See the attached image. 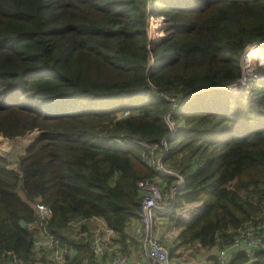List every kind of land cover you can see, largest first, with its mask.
Returning a JSON list of instances; mask_svg holds the SVG:
<instances>
[{
    "label": "trees",
    "instance_id": "trees-1",
    "mask_svg": "<svg viewBox=\"0 0 264 264\" xmlns=\"http://www.w3.org/2000/svg\"><path fill=\"white\" fill-rule=\"evenodd\" d=\"M262 40L264 0H0V136L39 132L17 171L0 155V264L38 263L29 229L37 199L51 210L44 230L64 264H97L90 219L124 245L139 219L138 182L158 180L166 194L176 184L152 157L171 133V99L189 93L162 147L183 184L157 216L180 231L169 245L165 232L159 239L171 254L224 246L249 221L264 226V78L247 77L249 95L197 92L237 82L244 48ZM194 202L180 220L177 210ZM77 220L82 235L65 236ZM259 255L249 263L239 252L229 264H264Z\"/></svg>",
    "mask_w": 264,
    "mask_h": 264
},
{
    "label": "built area",
    "instance_id": "built-area-1",
    "mask_svg": "<svg viewBox=\"0 0 264 264\" xmlns=\"http://www.w3.org/2000/svg\"><path fill=\"white\" fill-rule=\"evenodd\" d=\"M243 82L244 78L242 71V77L237 82L228 86H211V89H223L236 96L237 91L241 86H245V84L243 85ZM191 94H187L185 100ZM171 102H173L172 105L174 107L166 115V121L168 122L171 131L168 138L176 131L174 122L171 118L172 112L185 103V101L183 103L175 102L174 99H171ZM128 113V111H124L122 112V115L124 114L123 116H125ZM137 143L146 148L151 147L148 143L143 141ZM160 146H164L165 148L166 140H162ZM153 147L159 146L158 144L152 145L151 149ZM154 149L156 148H153V150ZM162 157L163 153L160 156L156 154L152 157V163H154L153 165H155L156 170L160 175H166L168 168L162 164ZM174 176L181 180L180 176H176L175 174ZM138 186L144 192V196L139 210V224L134 230V237L138 240L142 251V258L137 264H173L170 259L168 247L158 237L156 227L160 226L161 220L158 221L157 216L159 213H164L170 209L173 203L174 192L181 186V183L180 185L175 184L169 194L162 191L158 180H142L138 182ZM30 205L34 213L37 215L36 222L29 225V229L33 230L35 233L33 239V251L38 260L37 264H64L65 251L59 248L57 240L44 230V226L48 223L51 217L50 208L41 203L38 199ZM186 206L188 207L189 204ZM190 206H192V210L196 208L195 211H197L200 203L194 202L190 204ZM190 211L191 210H189V212ZM82 222V220L73 221L71 222V227L77 225L80 226ZM231 233V239L227 244L224 246H217L214 253L215 264H229L232 257L239 252L244 255L249 263L257 261L260 256L259 253L264 254V226L262 223L249 221L236 228L234 231H231ZM92 234L91 247L96 262L100 261L102 258L108 257L109 264H128V255H126L121 247L114 242L112 231L107 229L104 224H101V227ZM164 236L169 239L172 237L169 233H165Z\"/></svg>",
    "mask_w": 264,
    "mask_h": 264
},
{
    "label": "rangeland",
    "instance_id": "rangeland-1",
    "mask_svg": "<svg viewBox=\"0 0 264 264\" xmlns=\"http://www.w3.org/2000/svg\"><path fill=\"white\" fill-rule=\"evenodd\" d=\"M148 29H147V33H148V37L149 40L151 41H155L158 39V37L160 36L159 31H157V29L155 28V23L153 21V19L150 17L149 21H148ZM252 50H254L253 52H251ZM256 59V60H255ZM153 61V57H150V63H152ZM241 68L243 71V78H244V82L243 85L245 84V86H241V88L237 91V95L245 88H247L246 86V80L247 77H254V78H264V40L259 41L255 44H251V45H247L244 50H243V56L241 59ZM212 87H208V88H204L201 89L197 92H203V91H207L209 89H211ZM227 93H229L231 96L232 95L229 91H226ZM246 95H249V90H244ZM236 95V96H237ZM175 101L178 100L177 102H186L185 100V96L179 99L176 98H172ZM173 103V102H171ZM184 104V103H183ZM122 114V113H120ZM124 115V114H123ZM39 134L38 131L33 130L30 132H27L26 134L22 135V136H17L14 138H6V137H1L0 136V155L2 157L5 158L6 163H7V167L13 170H18V162L21 156L24 155L25 153V149L27 148L28 144ZM168 137L162 139V140H166ZM160 145V144H159ZM158 145V146H159ZM153 148H158V147H153ZM164 148V146H163ZM163 148L161 147L160 151L157 152L158 155L160 156L163 153ZM163 164V163H162ZM170 169L168 168V172H166V176H172L175 177L174 174L176 176H178L171 168V166H169ZM174 173V174H173ZM176 184L181 183V185L183 184V180L181 178V180L179 178H177V181L175 182ZM179 188V187H178ZM177 188V189H178ZM18 193L20 194V196L24 199V195L22 193L21 190L18 189ZM186 206V205H185ZM189 210H191L189 212ZM196 208H194L192 210V206L187 207H183L179 210H177V216L179 217L180 220L182 221H186L188 220L195 212ZM79 227V226H78ZM78 227L76 229H78ZM73 228V227H72ZM162 230V229H160ZM176 229L173 227V229H170V227L166 228L164 232H168L169 235H172V232H174ZM63 234L65 236H75V232L74 230L72 231L71 228H66L63 231ZM176 239L174 236H172L170 239H168L167 243L168 245L172 243V241ZM192 245H180V246H176L173 251L171 250V252H183V251H188L189 254H192V250H191ZM186 254V253H185ZM187 255V254H186Z\"/></svg>",
    "mask_w": 264,
    "mask_h": 264
},
{
    "label": "crops",
    "instance_id": "crops-1",
    "mask_svg": "<svg viewBox=\"0 0 264 264\" xmlns=\"http://www.w3.org/2000/svg\"><path fill=\"white\" fill-rule=\"evenodd\" d=\"M160 221V220H158ZM91 233L96 232L98 228L101 227V220L99 219H90L86 221ZM161 228H157V234L161 235L166 228L170 227V229H173V226L168 223L167 221L161 220ZM138 220H132L130 222V225L128 226V229L126 231L127 233V238L125 239V244L121 245L120 243L118 244L121 249H123V252L128 255L129 257V262L128 264H137L140 259L142 258V251L140 249V245L138 240L134 237L133 230L138 226ZM71 230L75 232L74 238L79 237L82 235L81 232H77L75 228L69 227ZM175 228V227H174ZM162 229V230H160ZM176 230L172 232V236L176 238V236L179 233V229L175 228ZM102 234L101 232H99ZM168 233V232H165ZM112 235V234H111ZM114 235H112V238ZM187 245H192L191 250L192 254H189L188 251H183V252H171L170 254V259L173 264H211L212 258H214V253L217 248V246H214L210 249H202L199 247V245L196 244H187ZM187 255H186V254ZM97 264H109V259L108 257L102 258L100 261L96 262Z\"/></svg>",
    "mask_w": 264,
    "mask_h": 264
},
{
    "label": "water",
    "instance_id": "water-1",
    "mask_svg": "<svg viewBox=\"0 0 264 264\" xmlns=\"http://www.w3.org/2000/svg\"><path fill=\"white\" fill-rule=\"evenodd\" d=\"M19 223H20L21 226H25V225H26L25 222H24L23 220H20Z\"/></svg>",
    "mask_w": 264,
    "mask_h": 264
},
{
    "label": "bare ground",
    "instance_id": "bare-ground-1",
    "mask_svg": "<svg viewBox=\"0 0 264 264\" xmlns=\"http://www.w3.org/2000/svg\"><path fill=\"white\" fill-rule=\"evenodd\" d=\"M254 50H252L251 52H253ZM256 60V59H255Z\"/></svg>",
    "mask_w": 264,
    "mask_h": 264
}]
</instances>
